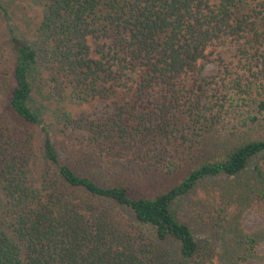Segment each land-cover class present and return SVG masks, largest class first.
Instances as JSON below:
<instances>
[{
    "label": "trees",
    "instance_id": "trees-1",
    "mask_svg": "<svg viewBox=\"0 0 264 264\" xmlns=\"http://www.w3.org/2000/svg\"><path fill=\"white\" fill-rule=\"evenodd\" d=\"M17 1L0 0V264L264 261L240 212L199 240L178 211L218 176L250 172L264 198V0H40L29 41Z\"/></svg>",
    "mask_w": 264,
    "mask_h": 264
},
{
    "label": "rangeland",
    "instance_id": "rangeland-1",
    "mask_svg": "<svg viewBox=\"0 0 264 264\" xmlns=\"http://www.w3.org/2000/svg\"><path fill=\"white\" fill-rule=\"evenodd\" d=\"M10 11L14 13L13 19L16 25V32L26 41H29L42 19L43 5L40 0H18L13 3ZM5 21L0 19V35L6 29ZM229 54L231 52H228ZM238 58L235 57V59ZM219 65L211 60L205 61L204 74L206 76L215 75L219 71ZM242 68L239 71L242 72ZM37 103H41L37 96ZM250 102L248 100L241 102L245 108L241 111L247 110ZM46 107L42 108L44 117L50 121V113L57 107L55 103L46 101ZM69 108L68 105L63 104L61 108ZM104 106L103 101H96L82 107L72 108L74 114L77 116L82 111L92 114L97 110H101ZM70 109V108H69ZM44 133L41 128H38L37 145L39 153L43 156ZM260 167L264 170V155L253 159L248 170ZM36 181L40 178L41 162L38 161L33 165ZM250 179L252 182L251 173L241 174L239 177L218 176L217 178L208 179L202 183L195 191L187 196L180 204L179 216L184 220L190 222L194 227L197 238L200 240L204 237L215 239L220 231L224 230L225 223H228L230 217L240 212V220L242 228L246 232H255L264 228V198L256 197L250 193L246 194L242 188V184H247ZM233 189V191L231 190ZM250 192V193H249ZM252 198V199H251ZM223 223V224H222ZM222 224V225H221ZM221 225V226H220ZM257 251L264 255V238L257 246ZM251 264H264V261L258 259H251Z\"/></svg>",
    "mask_w": 264,
    "mask_h": 264
}]
</instances>
